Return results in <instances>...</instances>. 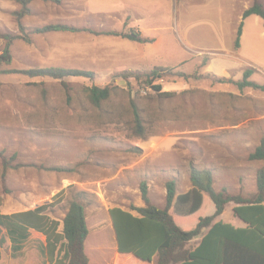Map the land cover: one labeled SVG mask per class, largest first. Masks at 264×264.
Returning a JSON list of instances; mask_svg holds the SVG:
<instances>
[{
    "label": "rangeland",
    "instance_id": "1",
    "mask_svg": "<svg viewBox=\"0 0 264 264\" xmlns=\"http://www.w3.org/2000/svg\"><path fill=\"white\" fill-rule=\"evenodd\" d=\"M253 2L36 0L20 15L21 4L0 0V34L17 36L10 46L11 62L0 65V211L10 214L46 205L48 214L62 223L69 204L79 201L91 231L88 254L94 264H108L115 244L109 210L119 207L137 216L134 208L145 206L142 183L151 203L160 208L166 205L168 181L176 182L178 193L192 187V167L211 170L216 191L254 194L263 162L250 161L249 155L264 137V91L240 90L235 81L219 83L204 72L215 54L236 51L238 17ZM91 11L112 14L97 17ZM254 18L247 23L250 33L264 31L263 20ZM48 24L85 31H34ZM88 30L135 31L151 41ZM6 43L0 37V54ZM246 49L252 61L264 62L263 48ZM128 67L143 73L172 70L163 76L161 92L173 95L162 97L153 89L143 94L146 77L122 75ZM41 68L77 69L95 76L57 80L22 73ZM255 80L264 82V73ZM177 81H189L191 87L186 83L174 90ZM95 85L113 88L100 107L84 92ZM232 209L231 203L226 214ZM34 236L22 255L13 252L7 236L0 264H48L44 244Z\"/></svg>",
    "mask_w": 264,
    "mask_h": 264
},
{
    "label": "trees",
    "instance_id": "2",
    "mask_svg": "<svg viewBox=\"0 0 264 264\" xmlns=\"http://www.w3.org/2000/svg\"><path fill=\"white\" fill-rule=\"evenodd\" d=\"M22 5L20 15L29 12L28 5L36 0H12ZM60 4L63 0H42ZM251 15H258L264 21V5L260 0H254L253 5L243 13L242 21L237 30L235 49L241 45L244 20ZM84 29L76 28L65 24H48L36 28V33H48L56 31L79 32ZM85 31V30H84ZM107 36H117L137 42L151 41L143 38L135 31L117 32L113 30L105 32H94ZM7 43L0 54V65L9 64L12 60L10 46L17 36L11 34H0ZM255 69H246L243 78L235 81L240 90L252 88L264 91V84L252 81L251 77ZM1 73V72H0ZM23 74L30 77H50L63 80L67 77H86L92 79L95 74L90 71L64 68H41L24 70ZM172 74L167 68H154L148 73L141 71H128L122 75L146 77V81L152 84L156 78ZM177 76L188 80L191 76L185 73H177ZM219 83L234 82L214 76ZM154 90L162 97L172 96V92H161V86H153ZM88 100L95 107H100L109 100L113 93L110 86H92L84 89ZM136 120L139 126V135L144 137L143 126L136 111ZM250 161H261L263 166L257 172L256 192L250 197L242 194H233L226 190L216 191L214 188L213 173L209 169L192 167L190 180L192 187L184 193H178L177 184L170 180L166 184V205L160 208L151 203L148 197L146 183L141 184L142 199L145 206L136 207L138 215L135 216L129 211L119 207L109 210V216L114 227V250L117 252V260L114 264H252L251 246L246 243L245 254L230 258L227 255L219 257L216 250L222 243H210L214 235H218L221 223L215 224L209 233L195 250L187 248L188 244L200 236L205 228L211 227L213 221L221 216L227 205L235 204L234 214L239 217L247 226L244 229L236 230L237 236L251 240L259 237L264 240V137L260 144L249 155ZM62 225V229L60 230ZM226 226V225H225ZM230 227V226H228ZM31 230L39 232L46 237V245L42 253L46 256L49 264H94L88 254L90 240V227L84 205L79 201H72L69 204L67 213L62 221L53 219L48 214L46 205L39 206L32 210L19 211L15 213H2L0 211V261L2 260L3 249L7 243V236L11 241L14 253L23 249V243L30 237ZM228 238L229 236L226 235ZM211 238V239H210ZM246 241V240H245ZM224 249L228 245L222 244ZM215 251L212 253V251ZM97 251L96 249H91ZM264 250V246H263ZM257 252V250H256ZM114 253V252H113ZM264 257V255H263ZM113 258V255H112ZM262 260V259H261ZM264 264V261H261ZM106 264V263H105Z\"/></svg>",
    "mask_w": 264,
    "mask_h": 264
},
{
    "label": "crops",
    "instance_id": "3",
    "mask_svg": "<svg viewBox=\"0 0 264 264\" xmlns=\"http://www.w3.org/2000/svg\"><path fill=\"white\" fill-rule=\"evenodd\" d=\"M248 7L246 9H248ZM89 13H93V15H98L97 17H100L99 16L100 14H107V15L112 14L108 11H106V12L91 11ZM256 16H258V15H251L244 20V27H243V33L241 36L240 48L238 50L236 49V51H234V52H226V53L221 52L220 54H215L214 56H212L210 58V61L205 64L206 65V68L204 71L205 74H209V75L217 76V77H221V78H228V79L232 76V74H234L235 76H234L233 80L234 81H240L243 78L244 71L246 69L252 68V69H255V72L252 75L251 80L258 82L255 80V78H256L258 73H260V72L264 73V62L258 61L259 63H255L254 61L251 60V58L249 56L245 55V52H243L244 50H247L246 49L247 46L252 48L253 46L258 45L259 50H262V48L264 49V31H258V30L253 29L254 34H251L250 33V27H248V25H247L248 21L250 22V20H255L254 17H256ZM108 17H109V15H108ZM242 18H243V16L238 17L237 21H238L239 25L242 21ZM263 24H264V21H263ZM239 25H238V28H239ZM114 37H116V36H114ZM236 37H237V33H236ZM236 37H235V41H236ZM234 46H235V42H234ZM118 69H120V68H118ZM110 70L115 71L114 69H110ZM140 70L141 69H138L136 67H134V68L128 67V68H124L121 71H140ZM102 73H103L102 76H105V71H103ZM187 75H190V74H187ZM106 76H108V73ZM191 79L192 78L190 77L188 80H191ZM258 83L264 84V82H258ZM185 84L188 87L189 86L191 87V83L189 81H177L176 83H173V89L174 90L183 89L186 87ZM234 207H235V204H233V209H234ZM112 208H114V207H112ZM233 209H232L231 214H226V210H227V207H226L225 212L213 221L211 227L205 228L200 236L194 238L188 244L187 248L190 250L197 249L198 246L200 245V243L202 242L203 238L209 233L211 228L215 224L221 223L222 228H220V230L218 232L219 234L216 236L214 235V237L212 239L210 238L211 239L210 243L220 242L222 244L228 245L227 249H224L222 244L219 245V248H217V250H216L219 257H222L223 255H227L230 258H233V257L235 258L237 256H243L245 254L244 249H245L246 243H247V245H248V243H250L251 259H254V256L260 258V260H258V258L256 261L252 260V262H253L252 264H263V263H261V261H264V257H263V255H264V250H263L264 240L259 238V237H255L249 241L247 239L242 238L241 236H237L236 230L244 229V228H246L247 225L239 217H237L234 214ZM110 223H111L110 224L111 230L113 233L112 236H113L114 240L116 241L111 219H110ZM228 226H230V227H228ZM99 229H102V228H98L97 230H99ZM34 233H36V235H38L36 237H38L43 242V244H44L43 247L46 245V237L39 232L31 230L30 237L23 243V249L18 252L19 255H22V253L24 251H26L28 243L31 241V239H33V237H35ZM226 235H228L229 237L227 238ZM114 249L115 248L113 246V250ZM256 250H257V252H256ZM214 251H215V249L212 251V253ZM113 252H114L113 253L114 258H113L112 262L108 263V264H114L118 258L117 252H115V251H113ZM234 263L238 264L240 262L238 261V259H236V260L234 259Z\"/></svg>",
    "mask_w": 264,
    "mask_h": 264
},
{
    "label": "built area",
    "instance_id": "4",
    "mask_svg": "<svg viewBox=\"0 0 264 264\" xmlns=\"http://www.w3.org/2000/svg\"><path fill=\"white\" fill-rule=\"evenodd\" d=\"M156 83V84H155ZM163 84H164V79L163 77H159L156 78L152 84L147 83V81H145V83L141 86V92L143 94H147L149 91H151L152 89L154 90L153 86L155 85H160L161 86V91L163 89Z\"/></svg>",
    "mask_w": 264,
    "mask_h": 264
},
{
    "label": "water",
    "instance_id": "5",
    "mask_svg": "<svg viewBox=\"0 0 264 264\" xmlns=\"http://www.w3.org/2000/svg\"><path fill=\"white\" fill-rule=\"evenodd\" d=\"M114 228V227H113Z\"/></svg>",
    "mask_w": 264,
    "mask_h": 264
}]
</instances>
